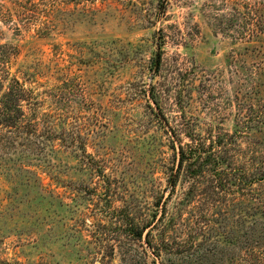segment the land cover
Wrapping results in <instances>:
<instances>
[{
  "label": "rangeland",
  "instance_id": "374dc122",
  "mask_svg": "<svg viewBox=\"0 0 264 264\" xmlns=\"http://www.w3.org/2000/svg\"><path fill=\"white\" fill-rule=\"evenodd\" d=\"M0 7L40 103L34 128L0 122V264H243L264 221L246 208L264 195V0ZM192 138L225 144L216 193L211 167L179 165Z\"/></svg>",
  "mask_w": 264,
  "mask_h": 264
},
{
  "label": "trees",
  "instance_id": "16d2710c",
  "mask_svg": "<svg viewBox=\"0 0 264 264\" xmlns=\"http://www.w3.org/2000/svg\"><path fill=\"white\" fill-rule=\"evenodd\" d=\"M17 6L26 9L28 7L20 2H17ZM248 8L247 6V12ZM233 9L235 14L231 18H227L229 30L232 27H236L239 22L237 15L240 12L236 7ZM249 16L251 18L250 14ZM0 17L2 23L9 24L13 21L14 15L10 11L5 12L4 7H0ZM220 29L223 30V27L221 26ZM224 31H226L225 28ZM231 36H233V40H238V37H235V35L232 34ZM251 36H253V34H251ZM247 37L246 34L243 35V39ZM18 55L19 51L14 46L7 44L0 45V122L3 127L9 129L15 128V130L34 128L36 124H33L30 116L34 115L40 105L34 92L26 87L19 78L12 76L11 69ZM27 113H29L30 116H28ZM25 118H29V123L24 125L23 122ZM191 141L196 143L197 146L194 148L188 147L187 150L181 148L179 165L182 167L184 164H188L189 168H195L196 170L193 173L196 175L199 172H204L208 167H211L217 172L216 175L218 176L217 178H219L217 184L212 185L211 188L214 193H216L215 191L223 184V177L226 176V171L222 168V163L226 162V157L222 153V147H224L225 144H221L220 141L219 143L212 142V145L207 148L201 142L200 138L199 140L192 138ZM217 144L220 146H217ZM258 180L264 181V171L262 172L261 178ZM258 201L260 203L259 207L251 204L246 206L247 214L251 216L260 215L261 219L264 220L263 194L259 196ZM248 236L249 242L247 243L246 256L243 257V264H264V221L258 224L257 227L250 228ZM137 237V239L143 237V230H138ZM261 245L263 247L260 248Z\"/></svg>",
  "mask_w": 264,
  "mask_h": 264
}]
</instances>
